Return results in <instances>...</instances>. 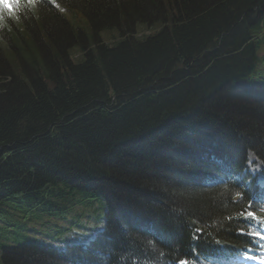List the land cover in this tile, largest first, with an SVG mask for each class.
Returning <instances> with one entry per match:
<instances>
[{
    "label": "trees",
    "instance_id": "1",
    "mask_svg": "<svg viewBox=\"0 0 264 264\" xmlns=\"http://www.w3.org/2000/svg\"><path fill=\"white\" fill-rule=\"evenodd\" d=\"M55 3H26L0 35V264L243 247L247 199L205 159L264 161V92L246 90L264 78V0ZM86 209L102 232L41 245Z\"/></svg>",
    "mask_w": 264,
    "mask_h": 264
},
{
    "label": "snow or ice",
    "instance_id": "2",
    "mask_svg": "<svg viewBox=\"0 0 264 264\" xmlns=\"http://www.w3.org/2000/svg\"><path fill=\"white\" fill-rule=\"evenodd\" d=\"M33 4L35 3V0H0V4L5 5V9L7 12L10 9L11 13L14 14L16 9L21 6L22 4ZM2 19V17H0ZM251 206V205H250ZM245 219H248L251 217L253 220H258V217L256 216L255 212L253 211H247L246 213H242ZM197 233H199V230H197ZM241 233L243 234V230H241ZM249 235L257 236L260 240H264V235H261L258 232H249ZM195 239H199V234L195 237ZM264 247V245H262ZM253 257H249V259H252Z\"/></svg>",
    "mask_w": 264,
    "mask_h": 264
},
{
    "label": "rangeland",
    "instance_id": "3",
    "mask_svg": "<svg viewBox=\"0 0 264 264\" xmlns=\"http://www.w3.org/2000/svg\"><path fill=\"white\" fill-rule=\"evenodd\" d=\"M235 103H237V102H235ZM229 119V118H228ZM228 126V125H227ZM230 128H231V126H230ZM124 159H126V158H124ZM123 159V160H124ZM118 162V161H117ZM133 170H135V172L137 171L136 169H137V167H133L132 168ZM254 171H256V169H254ZM122 186H125L126 187V185L125 184H123L122 183ZM140 193V192H139ZM98 214L99 213H101L102 211H101V209H98ZM80 224L84 227V229L86 228L85 227V224H86V221H80ZM30 228H31V224L30 223H27V229L24 231V234H29L30 233ZM84 229H82V228H75V232L76 233H78V234H81V233H83V231H84ZM12 231H13V234H12V237H15L16 236V229H15V227L14 228H12L11 229ZM63 237H66V236H63ZM47 238V240H48V242H49V244H51V246H53V247H61V248H63L64 247V241H66V239H63L62 240V238H61V243H59V246H58V243H57V241L60 239V238H56V239H51V237H49V236H47L46 237ZM75 239H73V241H74ZM54 241V242H53ZM63 241V242H62Z\"/></svg>",
    "mask_w": 264,
    "mask_h": 264
},
{
    "label": "bare ground",
    "instance_id": "4",
    "mask_svg": "<svg viewBox=\"0 0 264 264\" xmlns=\"http://www.w3.org/2000/svg\"><path fill=\"white\" fill-rule=\"evenodd\" d=\"M70 230V229H69ZM68 231V230H67Z\"/></svg>",
    "mask_w": 264,
    "mask_h": 264
}]
</instances>
